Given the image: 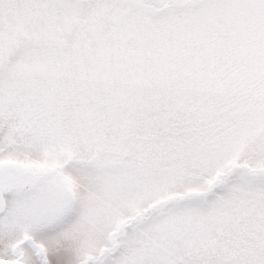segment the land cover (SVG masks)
<instances>
[{
    "label": "snow or ice",
    "instance_id": "obj_1",
    "mask_svg": "<svg viewBox=\"0 0 264 264\" xmlns=\"http://www.w3.org/2000/svg\"><path fill=\"white\" fill-rule=\"evenodd\" d=\"M0 264H264V0H0Z\"/></svg>",
    "mask_w": 264,
    "mask_h": 264
}]
</instances>
